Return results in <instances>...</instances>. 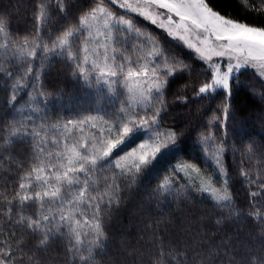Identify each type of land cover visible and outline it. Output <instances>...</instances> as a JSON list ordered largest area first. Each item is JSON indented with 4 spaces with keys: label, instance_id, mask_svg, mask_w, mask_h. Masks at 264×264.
<instances>
[{
    "label": "snow or ice",
    "instance_id": "1",
    "mask_svg": "<svg viewBox=\"0 0 264 264\" xmlns=\"http://www.w3.org/2000/svg\"><path fill=\"white\" fill-rule=\"evenodd\" d=\"M236 2L241 15L251 13L262 23L241 22L216 9L212 0H90L75 15L73 0H37L31 38L14 41L7 15L0 13L6 103L22 113L18 95L30 87L25 107L42 113L38 121L31 116L0 120V164L7 162L9 177L0 184V237H6L0 239V264H39L35 253L53 245L63 247L70 264H97V257L111 247L108 214L161 169L167 174L149 190L145 205L160 206V216L172 205L178 212L195 213L199 209L193 197L201 203L208 199L219 211L215 223L233 229L231 244L224 245L231 253L224 264H264V143L242 132L246 121L235 106L240 91L248 87L240 80L245 71L254 70L264 86V0ZM106 5L118 6L122 14ZM54 17L61 19L51 32ZM137 18L163 32L176 48L137 26ZM193 29L195 43L181 35ZM184 57L204 66L205 79L180 84L173 92L194 70ZM13 60L21 65L16 71L8 67ZM57 62L74 85L106 96L111 113L97 107L96 115L49 124L40 105L46 108L55 98L45 92L43 78ZM187 89L191 97L184 94ZM249 91L264 101V92ZM201 101L215 104L214 110L205 109L212 115L204 125L164 126L170 105L186 108ZM85 127L94 130L87 137ZM243 136L249 139L245 142ZM17 144L28 152L14 156ZM193 148L211 172L178 160L190 156ZM237 177L247 197L239 205L233 195ZM29 209L32 214L26 215ZM247 221L252 230L242 232ZM153 235L151 264H209L208 253L201 251L206 245L201 241L194 246L191 232L161 238L153 228ZM26 248L34 249L33 255H26Z\"/></svg>",
    "mask_w": 264,
    "mask_h": 264
},
{
    "label": "trees",
    "instance_id": "2",
    "mask_svg": "<svg viewBox=\"0 0 264 264\" xmlns=\"http://www.w3.org/2000/svg\"><path fill=\"white\" fill-rule=\"evenodd\" d=\"M252 0H249L251 3ZM257 3L260 0H256ZM77 5L72 9V14L75 15L80 7H87L90 0H73ZM214 7L222 12L230 13L232 17L237 18L243 22L245 19L250 23H262L260 20H253L251 13L247 17L241 15V10L237 6L236 0H212ZM37 0H0V13L7 15L10 22L9 33L14 41L23 39L24 37L31 38L34 32L33 16L35 13ZM60 17H54L53 26L50 28L51 32H56ZM71 19V17H70ZM151 29V33L156 34L166 47L175 49L176 44L172 40H168L163 32L159 31L152 25H147ZM47 39V37H45ZM51 43V41H48ZM2 43V41H0ZM192 64L193 72L190 76L185 77L179 84L173 86V92L183 83H190L195 85L199 81L205 79L203 74L204 66L198 62L184 57ZM4 57L0 55V63H3ZM21 65L17 64L15 60L8 65L9 70L16 71ZM35 68V65H33ZM240 80L248 87L240 91L235 101L238 117L246 124L243 126L242 132L250 133L256 140L264 143V101L257 96L251 94L249 89L255 88L257 91L264 92V86H261V80L252 70H247L240 76ZM44 90L51 94L55 99H51L47 107L43 104L40 106L44 108L43 115H46L49 124H55L58 121L77 118L80 115H96L93 109L102 107L109 113L112 109L108 107L109 101L106 96L96 94L94 92L86 93L81 88L74 85L70 78L66 75L64 66L57 62L46 77L43 78ZM31 88H24L18 95L17 105L24 108V111H14L6 103L9 91L6 83V78L0 76V120L20 118L31 116L34 120H39L42 113L32 112L25 107L28 101V94ZM185 95L191 97V89L184 92ZM174 97L169 95L168 99L172 100ZM211 108L214 110L215 104L207 101L200 103H189L188 107L172 104L169 107V117L163 122L164 126L180 128H188L190 124L204 125L211 117L212 112L208 111L205 114V109ZM197 117H201L199 120ZM107 118V117H106ZM89 127L84 128L87 131ZM94 131L93 129H91ZM195 136V133H193ZM57 138L61 137L57 135ZM235 140V137L233 138ZM248 136H243L246 142ZM237 147L240 146V141H236ZM27 146L17 144L13 151V155L19 152H28ZM6 154V153H5ZM199 159H194L197 156ZM179 159L194 162L199 165L201 169L207 168L209 172L212 171L211 165L204 163V157L199 153L198 148L191 150V155H182ZM228 163L232 164L231 158ZM237 166L239 161H236ZM248 168L247 163L244 164ZM8 168L7 162L0 164V184H4L9 180L5 175ZM230 171L232 169L230 168ZM162 174H167V169H161L154 172L151 177L145 181V187L139 193L130 192L124 199V203L118 210L110 212L111 219L109 220L106 231L111 241V247L107 251V255H100L97 257V264H151V259L155 255L156 248L152 241L155 239L153 235V228L156 229V235L161 238L185 237L189 232L195 237L196 244L199 246L201 241L206 247H201L202 252L208 253L209 264H224L225 258L231 255L228 248L224 245L231 244L233 239V229L228 225H217L215 221L219 218V211L213 207L210 200L204 199L203 203L200 199L193 197L192 203L199 211L190 213L185 211H177L175 205L163 210V216L158 215L161 207L153 205L149 208L144 204V199L147 198L150 189L154 188L156 184L162 179ZM13 175L19 173L13 169ZM235 177V172H233ZM184 181L181 180V183ZM236 191L233 195L237 199V204L247 199L244 185L236 178ZM11 188L9 189V194ZM32 209H29L25 214H32ZM167 220L168 223H158V221ZM4 222L0 221V225ZM251 231V221L245 222V227L241 230ZM20 230L17 231V236H20ZM27 242L31 243V237H23ZM6 239V237H0ZM34 249L26 248L25 253L28 256L33 255ZM35 256L39 260V264H70L69 258L66 256L62 246L53 245L46 252H36ZM119 256V261H117Z\"/></svg>",
    "mask_w": 264,
    "mask_h": 264
},
{
    "label": "rangeland",
    "instance_id": "3",
    "mask_svg": "<svg viewBox=\"0 0 264 264\" xmlns=\"http://www.w3.org/2000/svg\"><path fill=\"white\" fill-rule=\"evenodd\" d=\"M106 6H108V7H110V10L111 11H113L114 13H116L117 15H121L122 14V12H121V10L118 8V6H112V5H106ZM174 19H176V20H178V18L177 17H174ZM135 23L137 24V26H139L141 29H146L147 31H149V32H151L150 30L151 29H148V28H146V27H148L147 25L149 24V23H146L144 20H142V19H139V18H137L136 20H135ZM149 25H151V24H149ZM153 26V25H152ZM155 27V26H154ZM196 31L193 29V31L191 32V33H183V32H181V35H185L186 36V38H188V39H190L192 42H196V40H195V37H196ZM129 54H131V52L129 53ZM253 72H255L254 70H252ZM91 132H93L92 130H91V128H89L87 131H85V137H87L89 134H91ZM77 135H79V134H77Z\"/></svg>",
    "mask_w": 264,
    "mask_h": 264
}]
</instances>
